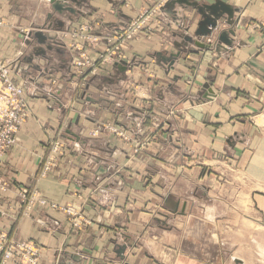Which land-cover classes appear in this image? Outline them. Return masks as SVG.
I'll list each match as a JSON object with an SVG mask.
<instances>
[{
	"label": "crops",
	"instance_id": "1",
	"mask_svg": "<svg viewBox=\"0 0 264 264\" xmlns=\"http://www.w3.org/2000/svg\"><path fill=\"white\" fill-rule=\"evenodd\" d=\"M154 1L68 0L71 11L59 14L50 0H0V61L28 101L0 169L10 185L0 229L36 243L39 264H264V29L251 26L264 23V0H221L240 10L238 23L221 19L211 50L197 46L207 40L195 36L199 12L177 5L129 44L122 63L76 72L72 30L93 25L99 40L86 46L99 62L105 38ZM184 36L194 43L185 47ZM177 45L187 51L170 67L161 60ZM105 124L129 130L132 142ZM57 141L64 153L45 172ZM137 142L147 147L136 157ZM222 163L233 171L224 183ZM237 186L246 204L234 201ZM24 189L82 211L90 225L70 233L62 212L23 205Z\"/></svg>",
	"mask_w": 264,
	"mask_h": 264
},
{
	"label": "rangeland",
	"instance_id": "2",
	"mask_svg": "<svg viewBox=\"0 0 264 264\" xmlns=\"http://www.w3.org/2000/svg\"><path fill=\"white\" fill-rule=\"evenodd\" d=\"M169 1L170 0H155L153 7H150V8H147V9L143 10L131 22H129L128 24L124 25L122 28L116 30L111 35L107 36L105 38L106 47H105V49L103 50V52L101 53V55L99 57V62H95V61H93L90 58L89 51H88L87 46H86V44L87 45H91V44H94V43L98 42V40H99L98 39L99 37H97L94 34L93 25L88 24V25L81 26L78 29L72 30L69 33V35L71 36L72 39L79 41L78 44H76V45L73 44L72 45L73 47H76L77 50H79V52H80V58L75 62V65H74L75 69H76V72L78 74H80L81 76L85 77V76H89L91 74L96 73V71L99 70L100 66H102V65L104 66L105 64H110V63H118V64L122 63V61H124L125 58H127L126 50L129 48V44L131 42L139 39L140 36L144 32H148V34L149 33L151 34V32H152L151 23L152 22L156 23V21H157L156 17L158 15L166 13V11H164V7ZM239 12H240V10H239ZM236 13H238V12H236ZM154 19H156V20H154ZM234 20H235V16H234ZM226 23H227V21H226ZM237 23H236V20H235V24H237ZM254 23L255 24H253V25L251 24V26L253 28H260V29L262 28V29H264L263 28L264 27V23H259V24L256 23V22H254ZM132 24L135 25L132 28V31H131V32H133V34L130 36L131 38L125 40V42L123 43L122 39H121V36L125 35V33L128 31V28ZM235 24H234V26H235ZM3 25H4V22L2 20H0V27H2ZM218 26H219V24H218ZM234 35H235V32H234ZM203 38H206L207 40L205 42L201 41V42H199L197 44H200V45L203 44L204 47H203V45L202 46L197 45V46H199L200 48H202V50H205V51L211 50L213 45H214L213 40H212V35L209 36V37H203ZM218 42H219V40H218ZM233 45H234V42H233ZM233 45L231 47L230 46H227V47L228 48H233ZM119 57H122V59H118ZM0 63L3 64L4 66H6L9 69L12 81L15 84H17L18 86L22 87L21 85H19L18 83H16L14 81V79L12 77V69L9 67V65H6L2 61H0ZM0 88H1V85H0ZM24 93H25V90H24ZM208 94H209L208 97H206L207 94L205 95L206 99L211 97L210 93H208ZM25 97H26V95H25ZM27 103H28V101H27ZM27 118H28V109H27V115L25 117L24 122L26 121ZM24 122L22 123V125L24 124ZM154 124H157V126H159V122H156V120H155ZM21 126H20V129H21ZM20 129H19V132H20ZM104 130L108 131L111 135H115L116 137H118L120 139H123V140H125L127 142H132L130 140V138L134 137L133 133L131 134V132L129 130H124L121 127H118V126H112V124H105ZM100 132H101V130H99V132L96 130L93 134L96 136ZM146 147L147 146H146L145 142H137L134 145L133 155L136 156V157L140 156L141 153H143L145 151ZM64 149H65V145H64V143L62 141H57L53 145V148H52V151H51V153H52L51 158H49V161L45 164L46 165L45 168H44L45 172H47L50 169V167L53 165L51 163L52 159L53 158H58L60 155H62L64 153ZM206 168L207 169L210 168L209 164L206 165ZM211 168H214V165ZM218 168H222L220 170L217 169L216 171L219 173V176L223 179V183H224L229 178L228 175H226L224 173V171L227 169L229 172H233L232 168H230L229 166H226L223 163L219 164ZM0 169H1V167H0ZM221 172H223V173H221ZM236 179H237V182H239L240 186L245 184L244 177L241 174L238 175V176L236 175ZM9 187H10V185H9ZM237 188L239 190V192H237V194H239V196L237 195V197H234V201L235 202L238 201L237 205H240L239 201H240V203L242 202L243 204H246L247 199L240 194L241 193L240 192V187L237 186ZM23 192L27 193L28 199H31L33 205H29L27 203H24L22 201V198L20 197V194H19L20 201H21V203L23 205H26L29 209L33 208L34 206H39L41 208H50L52 210L59 211V212H62L63 214H65L67 216V218H68V222H69V225H70V228H69L70 229V233H72V234H76V235L77 234H81L88 227V225H90L89 224L90 222L87 220L86 216H84V213L82 211L76 210L75 208H73L71 206L70 207H66V206H60V205L55 204V203H51L48 200H46V199H44V198H42L40 196H37L36 193H32L31 194L29 191H27L25 189H24ZM41 200L45 201L46 205L39 204V201H41ZM53 206H55V207H53ZM69 209L73 210L72 214H70ZM42 221L43 220H39L40 224H43ZM8 236H9V238L11 240H13L15 242H21V241H17L15 239L11 238L9 233H8ZM24 243H33V244H35L38 247L40 255H39L37 264H39V262H40V260L42 258V250H41V248L36 243H34L32 241H26ZM237 261H239V260H236L235 263ZM239 263H241V261H239ZM9 264H22V260L20 261V259L18 257H16L13 260H11L9 262ZM23 264H24V261H23Z\"/></svg>",
	"mask_w": 264,
	"mask_h": 264
},
{
	"label": "built area",
	"instance_id": "3",
	"mask_svg": "<svg viewBox=\"0 0 264 264\" xmlns=\"http://www.w3.org/2000/svg\"><path fill=\"white\" fill-rule=\"evenodd\" d=\"M133 25V24H132ZM130 26L125 35L121 36L122 42L131 38L133 34ZM118 59H122L119 57ZM0 167L4 163L6 154L17 144L20 126L27 115L28 103L24 89L15 84L10 76L9 69L0 63ZM10 190L9 184L0 176V194ZM20 197L24 203L33 205L26 192H21ZM39 204L46 205L41 200ZM55 207V206H53ZM70 214L73 210L69 209ZM38 247L33 243H22L11 240L8 233L0 230V264H9L18 257L22 264H37L39 258Z\"/></svg>",
	"mask_w": 264,
	"mask_h": 264
},
{
	"label": "water",
	"instance_id": "4",
	"mask_svg": "<svg viewBox=\"0 0 264 264\" xmlns=\"http://www.w3.org/2000/svg\"><path fill=\"white\" fill-rule=\"evenodd\" d=\"M52 4L53 10L58 12L59 14H63L66 11H71L70 6L68 4V0H50ZM177 5H180L183 8H193L196 9L199 14L202 17L201 22L198 25V30L196 31L195 36L197 38H203V37H209L213 34L214 30L218 28L219 21L223 18L226 19L227 24L229 26H234L235 20L234 16L236 12H239L238 9H235L233 6L228 5L227 3L221 1V0H216V2L213 5H206V4H201L200 1H195V0H170L164 7V11H169L173 10L175 11V8ZM229 34L234 35V31L230 30ZM38 39L40 38L39 35H36ZM227 35L221 34L219 37V42L221 44H225L226 46H232L233 42L231 40H227L226 38ZM53 43L55 38L51 39ZM184 45L185 47H188L189 44L194 43V39L191 36H184L183 37ZM43 42H41L42 44ZM199 43V42H197ZM200 45V44H198ZM201 44L200 46H202ZM204 47V45H203ZM177 48H179V52L177 54H173L168 56L167 58H162V62L166 63L170 67H173L177 60L181 57L182 53L186 52L187 50H184L183 45L179 46L177 45ZM126 64L127 63H123ZM125 69H127L125 67ZM209 94L206 95L208 97ZM237 264L239 261L236 262Z\"/></svg>",
	"mask_w": 264,
	"mask_h": 264
}]
</instances>
